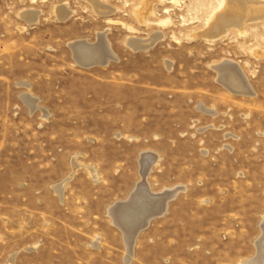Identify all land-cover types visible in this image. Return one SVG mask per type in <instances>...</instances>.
Returning <instances> with one entry per match:
<instances>
[{"label":"rangeland","instance_id":"rangeland-1","mask_svg":"<svg viewBox=\"0 0 264 264\" xmlns=\"http://www.w3.org/2000/svg\"><path fill=\"white\" fill-rule=\"evenodd\" d=\"M96 1L0 0V264H245L264 235V18L207 35L220 0ZM100 34L110 60L78 63L70 45ZM225 60L253 93L220 81ZM149 152L151 190L182 189L128 262L108 210Z\"/></svg>","mask_w":264,"mask_h":264},{"label":"bare ground","instance_id":"bare-ground-1","mask_svg":"<svg viewBox=\"0 0 264 264\" xmlns=\"http://www.w3.org/2000/svg\"><path fill=\"white\" fill-rule=\"evenodd\" d=\"M93 3L98 10H101L103 8V6L99 4L96 0H93ZM65 13L66 10L64 8H60L59 15L63 17ZM34 15L28 12L25 16L28 20L31 21V19L34 18ZM256 18H264L263 1L220 0L218 6L214 10L211 20L209 21L210 28L208 30L209 33L207 35H216L218 32L223 31L227 26L229 27L230 25L233 24L234 26L235 25L240 26L243 22H245V20L247 21V19H256ZM153 40L154 38L149 41L131 38L128 41V43L136 49L137 47L138 48L146 47L148 44H151ZM70 47L73 50L74 57H76V59L79 60V62L85 67L89 65L93 66V64L96 63L103 64L102 61L104 57H105L104 63H106L107 61L110 60L109 58L113 56V52L109 48L108 42L105 39L104 34L99 35V39L96 43L91 44L86 40H79L72 43ZM94 61H98V62L94 63ZM215 68L218 71L220 81L224 83L231 92L247 93V94L253 93L250 84L248 83L247 79H245L244 77L245 75H243V73L241 72L242 70H240V66L237 63L233 61L225 60L220 64L216 65ZM23 98L24 99L26 98L27 101L26 100L25 101L30 104L31 108H34L36 106V99H34L33 97L27 95L26 97ZM142 155H143L141 160L142 181L139 182L135 190L131 193V195L124 203L122 204L117 203L109 208V213L112 216H113V211H115L116 213L117 209L121 210L120 212H122V214H120V219H117V217L115 216H113V218H114V223L117 226H119L124 233V240L127 245L128 262L133 257V245L138 233L141 231L143 226L148 225V221L150 220L151 216L160 213L162 210L164 213L168 207V203H167L168 200L176 196L177 193L180 191V189H182L181 187H177L175 189L174 188L165 189L164 191L160 192V194L158 193L150 194L149 184L147 182V175L149 173L151 163L156 159L157 155L150 152L143 153ZM76 165L77 164L74 162L73 167H75ZM88 169L92 177L95 178L97 176L96 175L97 171H95L96 169H94L93 167H89ZM140 185H144L146 189L143 190L142 188L141 192L140 191L137 192ZM55 187L57 190H59L60 193H62L61 191L62 188L64 187L62 183L58 184ZM131 201H132L131 203L132 205L131 208H129L127 207V205ZM143 204L147 206L148 210H151L152 213L153 212L154 213L150 215V213L143 211V207H140L141 205L143 206ZM134 211L137 220L136 222L131 223L130 222L131 217L127 218L126 215L128 214L131 215V213H134ZM138 212L140 214L139 217H137ZM121 216L124 218H121ZM263 261H264V235L258 242L257 255L254 258H251L248 261H246L245 264H263Z\"/></svg>","mask_w":264,"mask_h":264},{"label":"crops","instance_id":"crops-1","mask_svg":"<svg viewBox=\"0 0 264 264\" xmlns=\"http://www.w3.org/2000/svg\"><path fill=\"white\" fill-rule=\"evenodd\" d=\"M150 153H152V152H150ZM154 154H156V153H154ZM156 155H157V154H156ZM147 182H148V181H147ZM137 184H138V183H137ZM137 184H136V185H137ZM148 184H149V183H148ZM144 187H145L144 185H140L139 188H138V191H137V192H139V191L141 192V191H142V188H143V190L146 189V187H145V188H144ZM135 188H136V186H135ZM135 188H134V189H135ZM134 189L132 190V192L134 191ZM56 190H57V189H56ZM151 191H152V190H151V188H150V186H149V192H150V194H151V193H152V194H157V193L160 194V192H162L163 190H162V191H159V192H155V191H152V192H151ZM57 192H58L59 194H61V193L59 192V190H57ZM61 192H62V191H61ZM132 192H131V193H132ZM131 193L129 194V196L131 195ZM129 196H128V197H129ZM128 197H127L125 200L116 201V202L113 203L110 207L114 206V205L117 204V203H120V204L124 203V202L128 199ZM134 197H135V196H134ZM169 201H170V199L168 200V202H169ZM139 202H140V201H139ZM139 202H137V203H139ZM168 202H167V203H168ZM131 203H132V201L128 203L127 207L131 208V205H132ZM140 207H143V211L150 213V215H152V214L154 213V212L152 213L151 210H148V209H147V206L144 205V204H143V206L141 205ZM162 207H163V204H162ZM141 209H142V208H141ZM120 211H121V210H118V209L116 210V213H115V211H113V216L117 217V219H120V214H122V212H120ZM123 212H124V211H123ZM108 213H109V210H108ZM114 213H115V214H114ZM162 214H163V210H162L160 213H158V214H156V215H154V216H151V217H150V220H151V218H153V217H155V216H157V215H162ZM116 215H117V216H116ZM128 215H129V216H128ZM128 215H126V216H127V218H130V217H131V218H130V222H131V223L136 222L137 219H136V217H135V211H134V213H131V215H130V214H128ZM136 215H137V214H136ZM139 215H140V214H139V212H138L137 217H139ZM109 216H110L111 219H112V223H113V224H114V225H115V226H116V227L122 232V235H124V233H123V231L121 230V228H120L119 226H117V225L114 223V218H113L112 215H110V213H109ZM121 218H124V217L121 216ZM121 220H122V219H121ZM150 220L148 221V223L150 222ZM146 226H147V225H146ZM146 226H143L142 229H144ZM142 229H141V230H142ZM138 234H139V233H138ZM137 236H138V235H137ZM123 239H124V236H123ZM135 241H136V239H135ZM125 243H126V242H125ZM134 245H135V242H134ZM134 245H133V250H134ZM132 258H133V257H132Z\"/></svg>","mask_w":264,"mask_h":264},{"label":"water","instance_id":"water-1","mask_svg":"<svg viewBox=\"0 0 264 264\" xmlns=\"http://www.w3.org/2000/svg\"><path fill=\"white\" fill-rule=\"evenodd\" d=\"M74 57V56H73ZM105 58V57H104ZM104 58H103V61H102V63H104L105 61H104ZM74 59L76 60V61H78L79 62V60H77L76 59V57H74ZM96 62H98V61H94V63H96ZM80 63V62H79ZM81 64V63H80Z\"/></svg>","mask_w":264,"mask_h":264}]
</instances>
